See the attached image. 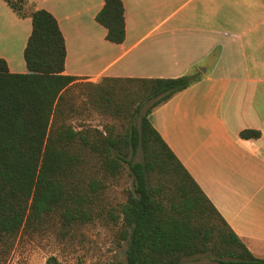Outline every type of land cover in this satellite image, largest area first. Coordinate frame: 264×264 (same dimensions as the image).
<instances>
[{
  "label": "trees",
  "instance_id": "16d2710c",
  "mask_svg": "<svg viewBox=\"0 0 264 264\" xmlns=\"http://www.w3.org/2000/svg\"><path fill=\"white\" fill-rule=\"evenodd\" d=\"M4 1L17 16L30 17L32 29L23 50L27 72H10L0 57V240L53 210L70 223L89 219L95 207L96 213L106 212L108 219L120 223L126 264H181L184 258L207 252L215 255L216 264H264L150 122L154 108L193 84L198 75L86 81L94 87L90 101L115 116L128 111V97L130 102L132 97L138 100L133 112L140 114V123L116 132L82 125L75 129L67 121L73 106L66 94L76 77L63 72L66 47L57 20L29 0ZM96 20L106 27L109 41H123L122 0H104ZM151 100L141 112L143 103ZM239 136L257 138L260 131L245 128ZM138 153L141 158L136 160ZM123 163L133 188L123 202L108 206L104 191ZM91 165L96 169L89 173ZM45 264L66 263L49 256Z\"/></svg>",
  "mask_w": 264,
  "mask_h": 264
},
{
  "label": "crops",
  "instance_id": "0c3cea01",
  "mask_svg": "<svg viewBox=\"0 0 264 264\" xmlns=\"http://www.w3.org/2000/svg\"><path fill=\"white\" fill-rule=\"evenodd\" d=\"M64 36L76 80L198 79L152 110L150 122L234 233L264 258V0H122L125 36L96 20L104 0H29ZM30 17L0 0V57L27 72ZM260 131L241 138L242 129Z\"/></svg>",
  "mask_w": 264,
  "mask_h": 264
},
{
  "label": "rangeland",
  "instance_id": "374dc122",
  "mask_svg": "<svg viewBox=\"0 0 264 264\" xmlns=\"http://www.w3.org/2000/svg\"><path fill=\"white\" fill-rule=\"evenodd\" d=\"M121 83H118V85ZM131 88L133 86H130ZM94 90L86 81L77 80L67 89V99L72 103L68 123L75 129L81 126L121 131L130 123H140V114L133 109L137 101L132 97L126 100L129 103L128 111L123 116H115L105 111L100 103L92 102L88 94ZM125 95V94H124ZM125 99V98H124ZM143 103L141 112L151 104ZM127 156V158H129ZM140 153L135 157L139 160ZM95 162V159H91ZM120 169L116 180H109L104 191V199L108 206H116L123 202L127 190H132V176L127 164ZM96 169L91 165L89 173ZM89 219L74 220L66 223L58 211L44 214L32 224L22 226L15 236H7L0 240V264H45L49 256H55L66 264H126L125 251L127 242L120 239V223L108 219L106 212L98 214L95 208ZM214 263L215 255L212 252L184 258L181 264Z\"/></svg>",
  "mask_w": 264,
  "mask_h": 264
}]
</instances>
